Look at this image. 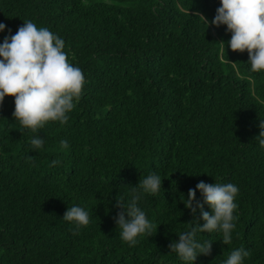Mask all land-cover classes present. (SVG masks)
<instances>
[{
  "label": "trees",
  "instance_id": "trees-1",
  "mask_svg": "<svg viewBox=\"0 0 264 264\" xmlns=\"http://www.w3.org/2000/svg\"><path fill=\"white\" fill-rule=\"evenodd\" d=\"M220 6V0H0L7 26L0 43L8 29L14 35L32 20L64 39L87 81L67 124L49 122L38 133L45 138L39 150L12 116L14 97H5L0 264H184L168 244L191 230L183 202L201 180L233 183L239 193L232 243L224 245L221 232L197 233V241L213 244L195 264H223L241 246L251 252L244 264H264V148L254 140L264 120V71L250 70L247 51L221 46L231 39L226 25L207 29L196 15L210 21ZM54 159L62 163L51 166ZM152 172L163 189L142 193L138 206L157 233L129 247L113 219L116 199L127 204L132 186ZM71 206L91 216L75 236L62 219Z\"/></svg>",
  "mask_w": 264,
  "mask_h": 264
},
{
  "label": "clouds",
  "instance_id": "clouds-1",
  "mask_svg": "<svg viewBox=\"0 0 264 264\" xmlns=\"http://www.w3.org/2000/svg\"><path fill=\"white\" fill-rule=\"evenodd\" d=\"M220 7L212 20L199 12L196 13L208 27L219 28L226 25V32L231 33L227 42L220 41L223 47L233 52L247 51L248 63L252 72L264 71V0H220ZM0 23V32L6 29ZM4 36L0 43V109L5 97H14L12 116L18 121L21 130L33 133L30 146L33 150L42 149L45 138L38 133L49 122L67 124L70 113L75 109L87 83L81 68L69 60L65 51V41L47 27H39L32 20H24L14 35ZM259 135L254 137L261 148H264V120L258 125ZM62 149L69 147L67 140L59 141ZM31 162L32 157H28ZM60 159H54L51 166H59ZM163 189V180L155 172L139 179L132 186V198L125 204L116 199L120 211L113 217L120 230L121 240L129 247L139 243V239L153 236L158 225L150 221L138 202L142 193L156 196ZM199 191L201 199H197ZM239 188L233 183H206L201 180L195 188H190L187 199L183 202L190 210L193 219L189 231L178 234L179 239L168 244L169 252L175 253L184 264H195L198 256L211 255V240L199 242L197 233H222V243H232V232L236 227L237 216L234 203ZM207 205L211 212L205 211ZM199 213V215H197ZM73 225V236L90 224V213L81 206L68 207L62 218ZM203 220L201 225L200 221ZM116 228V229H117ZM251 255L243 246L233 249L223 264H244V259Z\"/></svg>",
  "mask_w": 264,
  "mask_h": 264
}]
</instances>
